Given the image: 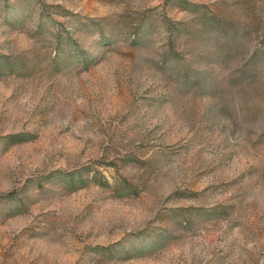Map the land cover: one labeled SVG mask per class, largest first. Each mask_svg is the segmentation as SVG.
Here are the masks:
<instances>
[{"label": "rangeland", "instance_id": "obj_1", "mask_svg": "<svg viewBox=\"0 0 264 264\" xmlns=\"http://www.w3.org/2000/svg\"><path fill=\"white\" fill-rule=\"evenodd\" d=\"M0 264H264V0H0Z\"/></svg>", "mask_w": 264, "mask_h": 264}]
</instances>
